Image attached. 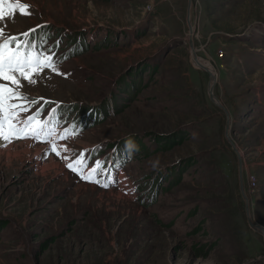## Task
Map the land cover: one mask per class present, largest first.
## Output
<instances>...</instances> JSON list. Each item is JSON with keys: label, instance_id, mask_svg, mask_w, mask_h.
<instances>
[{"label": "rangeland", "instance_id": "374dc122", "mask_svg": "<svg viewBox=\"0 0 264 264\" xmlns=\"http://www.w3.org/2000/svg\"><path fill=\"white\" fill-rule=\"evenodd\" d=\"M19 2L5 36L49 22L88 40L21 80L40 101L22 115L42 108L54 136L0 142V264H264V0H190L189 24L187 0ZM132 133L146 150L126 154ZM81 155L99 183L66 166Z\"/></svg>", "mask_w": 264, "mask_h": 264}, {"label": "snow or ice", "instance_id": "6c2138e0", "mask_svg": "<svg viewBox=\"0 0 264 264\" xmlns=\"http://www.w3.org/2000/svg\"><path fill=\"white\" fill-rule=\"evenodd\" d=\"M5 0H0V20L8 13L4 11ZM29 5L20 3L19 0H8L9 11L19 8L26 12ZM5 29L0 28V140L12 142L14 139H35L54 136V128L50 127L49 120H41L42 108H37L30 115H22L31 111L30 106L39 104L35 98H29L21 89V80H26L29 84H35L36 76L40 75L45 68L57 74H62L52 55H45L35 51V45L27 39L21 41L17 36H5ZM31 32H35L32 29ZM29 32L21 35L28 37ZM43 100V98H40ZM55 113V109H51ZM65 135L60 139L68 138L71 133L65 130ZM57 145L52 143V150L56 151ZM68 149L65 148V151ZM57 155L60 153L57 151ZM66 166L81 176L82 179L99 183L95 180L98 173H102L100 161H96V166L88 169L84 163L85 157L79 156L74 161L69 157H64ZM104 187L108 183L103 184Z\"/></svg>", "mask_w": 264, "mask_h": 264}, {"label": "trees", "instance_id": "16d2710c", "mask_svg": "<svg viewBox=\"0 0 264 264\" xmlns=\"http://www.w3.org/2000/svg\"><path fill=\"white\" fill-rule=\"evenodd\" d=\"M67 45H68V47H72L74 50L72 51V52H75V51H79V50H82V49H84V48H82V47H80V45H76V41L74 40V39H72V40H69L68 42H67ZM128 83V82H127ZM132 94H133V90L132 91H129V93H127V95L124 97V100H126L127 98H129L130 96H132ZM124 104V103H123ZM122 104V105H123ZM87 106V105H86ZM86 106H83V108L84 107H86ZM120 108V107H119ZM118 108V109H119ZM118 109H116L115 111H117ZM114 111V112H115ZM132 135L133 136H137L138 138L137 139H133V140H129V141H125V140H123V139H117V142L118 143H123V144H121V147L122 148H124V149H127L126 150V154L130 151V150H133L134 151V153L135 154H138V151L140 150V149H144V150H146V146L140 141V139H139V135H138V133L136 134V133H132ZM169 140H168V139ZM154 139L156 140V146H155V148L157 149L158 147H159V142H160V139H164L165 140V143L167 144V142L169 141V143L171 142V138H169V136L168 135H165V138H164V136L163 135H160V134H157V135H154ZM163 144H164V142H163ZM129 145H131V148H129ZM148 151H145L143 154H146ZM172 167H170V169H171ZM152 184H150V186H151ZM149 201H152V200H149ZM3 221H1L0 220V223H2Z\"/></svg>", "mask_w": 264, "mask_h": 264}, {"label": "water", "instance_id": "95a60500", "mask_svg": "<svg viewBox=\"0 0 264 264\" xmlns=\"http://www.w3.org/2000/svg\"><path fill=\"white\" fill-rule=\"evenodd\" d=\"M189 5H190V0H187L186 21H187L188 24H189V12H188V7H189ZM189 27H190V26H189ZM192 50L194 51L193 48H192ZM193 51H192V52H193ZM194 55H195V54H194ZM195 56H196V55H195ZM197 66H198V65H197ZM199 67H201L203 70H205V71L208 73L207 69L203 68L202 66H199ZM213 79H214V78H213ZM213 82H214V80H212V81L209 82V84H208V94H209L210 98L213 100V102H215L216 104H219L218 100L214 99L213 93H212V91H211V88H212V84H213ZM236 154L238 155L239 153L236 152ZM240 164H241V163H240V159H238V169H239V170H240ZM241 181H242V180L239 178L240 192H241L242 196H245L244 193H243V191H242V182H241ZM244 210H245L246 220H247L248 225H249L251 228H253V229H255V230H258L259 232H261V233L263 234L262 229L259 228L258 225H256L255 223H253V222L251 221V219L249 218L248 206H247L246 203L244 204ZM263 235H264V234H263Z\"/></svg>", "mask_w": 264, "mask_h": 264}, {"label": "bare ground", "instance_id": "6f19581e", "mask_svg": "<svg viewBox=\"0 0 264 264\" xmlns=\"http://www.w3.org/2000/svg\"><path fill=\"white\" fill-rule=\"evenodd\" d=\"M192 62H193L194 65L202 66L203 68L207 69L208 74L210 76L209 82H211L212 80H214L213 78H214V75H215V72H214L215 70L212 67V65H210V64H208L206 62L205 63H202V61L199 59V57L195 56L193 52H192ZM1 141L2 140H0V142ZM22 143L26 145L28 142L27 141H24Z\"/></svg>", "mask_w": 264, "mask_h": 264}, {"label": "built area", "instance_id": "2783aa9c", "mask_svg": "<svg viewBox=\"0 0 264 264\" xmlns=\"http://www.w3.org/2000/svg\"><path fill=\"white\" fill-rule=\"evenodd\" d=\"M248 181L251 185H254L255 184V176L253 174H250L248 176Z\"/></svg>", "mask_w": 264, "mask_h": 264}]
</instances>
